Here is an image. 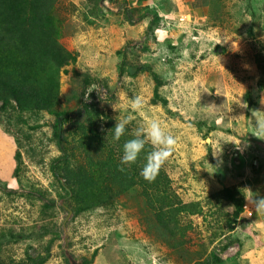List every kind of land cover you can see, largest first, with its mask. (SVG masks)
<instances>
[{
	"label": "rangeland",
	"instance_id": "obj_1",
	"mask_svg": "<svg viewBox=\"0 0 264 264\" xmlns=\"http://www.w3.org/2000/svg\"><path fill=\"white\" fill-rule=\"evenodd\" d=\"M174 2L170 12L158 0L45 5L48 17L41 22L75 60L60 72L58 114L13 108L0 113L1 259L41 253L47 256L42 264H197L219 254L220 264H264V214L244 195L251 190L264 196V140L253 134L252 117L253 109L264 111V0ZM29 4L22 12L31 20L41 8ZM126 6L143 16L140 21L127 19ZM86 74L97 79L89 92L97 84L102 88L103 129L105 115L115 122L131 116V132L141 116L130 102L140 96L144 116L177 138L164 168L176 193L203 207L202 215L184 216L183 235L158 224L139 186L107 206L68 211L52 166L70 160L60 158L55 129L61 122L70 145H78L73 138L80 122L69 114L79 105ZM234 200L244 206L239 214ZM225 243L231 245L222 250Z\"/></svg>",
	"mask_w": 264,
	"mask_h": 264
},
{
	"label": "trees",
	"instance_id": "obj_2",
	"mask_svg": "<svg viewBox=\"0 0 264 264\" xmlns=\"http://www.w3.org/2000/svg\"><path fill=\"white\" fill-rule=\"evenodd\" d=\"M31 1L41 9L29 20L23 15L22 6ZM52 1L0 0V113L11 108L18 111L48 110L59 113L57 107L60 72L64 65L75 60V55L61 45L57 34H52L41 22L48 17L44 12L45 5L47 8L51 7ZM162 4L166 5L164 1ZM39 11L42 13L39 14ZM125 15L132 23L140 21L143 17H135L127 6ZM257 63L261 65L260 58H257ZM123 70L122 68L121 72ZM96 80L90 78L89 74L84 76L79 105L69 114V117L80 122L79 134L77 138H73L78 145H70L66 130L59 136L58 126L55 129L62 151L60 158L70 160L64 166H57L56 163L52 166L69 199L68 211L76 215L99 206H107L128 189L139 186L158 224L171 235H183L187 229L184 216L203 214L200 201L185 202L174 190L164 165L153 182L146 181L140 175L146 163V155L151 150L150 145L145 146L136 163L130 167L125 166V170L120 171L123 144L133 137L127 127L120 141H113L112 128L116 122L109 115L103 117V120L107 121L103 129L100 123L102 110L99 106V101H102V88L98 89L97 84V88L89 92ZM157 95L159 96V93ZM161 100L163 103L167 101L164 98ZM70 156L74 159L71 160ZM31 192L47 200L41 192ZM234 203L237 207L236 214L244 210L242 203L237 200H234ZM230 245L223 244L222 250H226ZM46 257L41 253H28L27 258L22 261H5L0 258V264H42ZM222 261L223 258L219 254H213L197 264H220Z\"/></svg>",
	"mask_w": 264,
	"mask_h": 264
},
{
	"label": "clouds",
	"instance_id": "obj_3",
	"mask_svg": "<svg viewBox=\"0 0 264 264\" xmlns=\"http://www.w3.org/2000/svg\"><path fill=\"white\" fill-rule=\"evenodd\" d=\"M242 107L247 108V102L240 100L238 102ZM259 103L264 105V95L259 99ZM115 109L119 110L115 106ZM144 103L140 96H135L130 102V109L132 112L141 116V122L137 123L135 127L131 129L130 135L133 137L124 142L123 155L120 160V171L125 170V166L130 167L136 163L140 153L144 151L146 145H150L151 150L146 155V163L141 169L140 175L148 182H153L159 174L160 169L172 155L177 146V138L171 133L166 132L164 127L157 119H150L143 114ZM264 111L259 109L252 110V117L255 126L253 134L258 139L264 140ZM132 117L116 118L114 125L112 138L113 141H120L121 137L125 135L128 125L132 123ZM240 145L241 142L237 143ZM214 153L219 155L220 150L214 149ZM249 193H245V199L249 201L255 208L257 214H264V196H252ZM247 207V206H246ZM234 211V209H233Z\"/></svg>",
	"mask_w": 264,
	"mask_h": 264
},
{
	"label": "crops",
	"instance_id": "obj_4",
	"mask_svg": "<svg viewBox=\"0 0 264 264\" xmlns=\"http://www.w3.org/2000/svg\"><path fill=\"white\" fill-rule=\"evenodd\" d=\"M158 1H161V3H162L163 0H158ZM171 3H172V4L175 3L174 0H172ZM171 3L166 2V3H165L166 5H163V8L165 9L166 12H170V11H172V10H173V11L176 10V9H174V7H175L174 5H173V6H172V5L170 6Z\"/></svg>",
	"mask_w": 264,
	"mask_h": 264
},
{
	"label": "water",
	"instance_id": "obj_5",
	"mask_svg": "<svg viewBox=\"0 0 264 264\" xmlns=\"http://www.w3.org/2000/svg\"><path fill=\"white\" fill-rule=\"evenodd\" d=\"M59 123V136H61V132H62V129H61V122H58ZM73 264H78V263H76L75 261H73Z\"/></svg>",
	"mask_w": 264,
	"mask_h": 264
},
{
	"label": "built area",
	"instance_id": "obj_6",
	"mask_svg": "<svg viewBox=\"0 0 264 264\" xmlns=\"http://www.w3.org/2000/svg\"><path fill=\"white\" fill-rule=\"evenodd\" d=\"M251 214V213H250Z\"/></svg>",
	"mask_w": 264,
	"mask_h": 264
}]
</instances>
